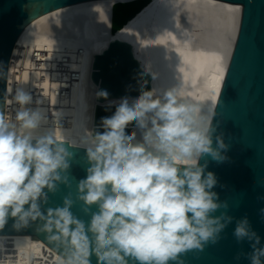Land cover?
Returning <instances> with one entry per match:
<instances>
[{"label": "clouds", "instance_id": "clouds-1", "mask_svg": "<svg viewBox=\"0 0 264 264\" xmlns=\"http://www.w3.org/2000/svg\"><path fill=\"white\" fill-rule=\"evenodd\" d=\"M182 88L142 90L137 98L111 101L115 111L101 118L103 131L82 137L88 167L77 199L85 214L97 208L87 226L71 212V194L62 207L43 209L49 193L69 186L74 154L45 127L47 111L30 107L32 95L17 88L13 119L0 113V230L10 218L17 231L37 224L62 247V264H90L91 255L97 264H185L187 252L216 244L233 218L215 215L228 204L213 191L216 175L199 161L210 156L223 162L228 145L221 134L213 146L214 106L205 111ZM97 95L108 97L106 91ZM259 211L264 219V208ZM233 235L238 242L254 241L252 252L238 253L236 260L246 255L250 264H264V247L247 217L237 221Z\"/></svg>", "mask_w": 264, "mask_h": 264}, {"label": "water", "instance_id": "water-1", "mask_svg": "<svg viewBox=\"0 0 264 264\" xmlns=\"http://www.w3.org/2000/svg\"><path fill=\"white\" fill-rule=\"evenodd\" d=\"M89 1L96 0H0V113L5 118L10 64L14 49L27 28L42 16ZM220 1L242 6L237 36L211 120L216 127L213 146H216L215 137L222 134L228 145L223 152L227 159L218 162L205 156L199 163L207 162L205 172H213L218 180L213 191L220 202L228 204L227 209L221 208L215 215L227 212L233 219L216 244L209 243L203 251L192 250L183 255L185 264H250L246 255L235 259L238 253L252 252L254 241L238 242L233 235L237 221L245 217L260 237L258 246L264 247V219L259 211L264 208V200L258 199L264 196V0ZM153 3L154 0H119L111 7L109 33L113 39L101 52L94 54L92 63V81L98 86V92L108 93L107 99L97 97L94 132H102L101 118L114 113L116 105L111 101L123 97L134 99L142 90H152L157 81H171L167 65L158 55L165 53L163 49H146L136 43L169 40L164 8L132 25ZM124 32L138 40L122 37ZM132 130L133 126H129L126 131L131 133ZM60 142L66 143L74 154L67 174L69 186L61 184L56 193H49L43 209L62 207L64 197L71 194L74 202L71 212L87 226L91 212L97 208L91 206L85 214L83 202L77 199L78 181L86 177L88 167L85 150L66 140ZM13 223L10 218L0 235H31L64 258L60 244L38 232L37 224L17 231ZM89 260L90 264H97L95 255Z\"/></svg>", "mask_w": 264, "mask_h": 264}, {"label": "bare ground", "instance_id": "bare-ground-1", "mask_svg": "<svg viewBox=\"0 0 264 264\" xmlns=\"http://www.w3.org/2000/svg\"><path fill=\"white\" fill-rule=\"evenodd\" d=\"M116 1L119 0L79 3L42 16L27 28L13 52L14 56L18 55L17 59L13 56V61L22 66L18 88L29 94L30 91L38 95L40 91L49 92L48 98L38 97L43 101L40 107L48 114L45 127L54 129L60 140L73 145L80 146L82 137L93 131L98 86L91 79L92 63L94 54L113 39L109 29L111 7ZM163 8L169 40L136 42L146 49L161 48L165 52L158 55L166 63L171 81H157L153 89L162 91L182 83L185 98L201 104L205 111L212 104L214 111L237 36L242 6L220 0H154L132 25ZM121 36L138 40L127 32ZM37 61L43 70H36ZM62 62L67 68L65 73L58 71ZM9 71L8 103L15 94L11 85L12 63ZM73 73H77L74 80ZM60 79L63 81L59 82ZM59 86L70 89L67 98L56 96ZM7 244L14 250L16 264H28L34 256L46 258V253L50 255V262L62 264L64 259L31 235H0V258Z\"/></svg>", "mask_w": 264, "mask_h": 264}, {"label": "built area", "instance_id": "built-area-1", "mask_svg": "<svg viewBox=\"0 0 264 264\" xmlns=\"http://www.w3.org/2000/svg\"><path fill=\"white\" fill-rule=\"evenodd\" d=\"M14 56V55H13ZM13 56H12V60H11V63L14 65V71L12 72V77H13V81H12V87H13V93L16 92L17 88H18V75L20 74V70H22V66H19L18 63H16L15 61H13ZM18 58V55L14 56V59H17ZM38 64L36 65V70H43L42 68V65H40V61H37ZM10 70V69H9ZM58 71L60 72H67V68L66 66L64 65V62H62V64L58 65ZM9 74H10V71H9ZM74 74H77V73H73V80H74ZM43 78V76L41 77ZM60 81H63V80H59ZM8 85H9V79H8ZM33 89V88H32ZM34 90H41L39 88H35ZM40 95H38L36 92H33V91H30V94L32 95L33 97V103L32 105H30V107H37V106H40V101L38 99L39 96H45L46 98L50 97L49 95V92L48 91H45L44 92L40 91L39 92ZM70 94V89L69 88H65V87H62V86H59V88L57 89L56 91V96L59 97V98H67ZM15 95V94H13ZM11 98L13 96H10ZM18 105H16L13 101L9 102L8 103V97H7V106H6V119L8 117V119H13L14 115H15V111L17 109ZM56 123V122H54ZM8 247H6L5 250H2V257L0 258V264H16V258H15V255H14V250L12 248H10V244H7ZM47 254V257L46 258H38L36 256L34 257H31V259L29 260V263L28 264H59V263H56V262H50V255Z\"/></svg>", "mask_w": 264, "mask_h": 264}]
</instances>
